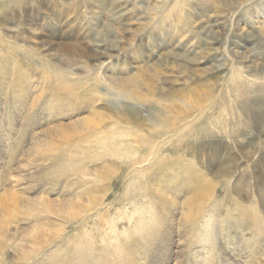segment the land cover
Instances as JSON below:
<instances>
[{
    "label": "rangeland",
    "instance_id": "obj_1",
    "mask_svg": "<svg viewBox=\"0 0 264 264\" xmlns=\"http://www.w3.org/2000/svg\"><path fill=\"white\" fill-rule=\"evenodd\" d=\"M50 1L0 0V264H264V0Z\"/></svg>",
    "mask_w": 264,
    "mask_h": 264
},
{
    "label": "bare ground",
    "instance_id": "obj_2",
    "mask_svg": "<svg viewBox=\"0 0 264 264\" xmlns=\"http://www.w3.org/2000/svg\"><path fill=\"white\" fill-rule=\"evenodd\" d=\"M46 2V1H45ZM61 2H63V1H61ZM80 2H81V0H80ZM58 3V0H51L50 2H48V6H50V7H54L55 6V4H57ZM117 3H119L118 1H117ZM121 6V5H120ZM114 12V11H113ZM127 13V12H126ZM114 14V13H113ZM118 15V14H117ZM209 27V26H208ZM203 29H205V28H203ZM206 29H207V27H206ZM211 29H209V31H208V33L207 34H210L211 33V31H210ZM212 34V33H211ZM165 127V126H164ZM149 142V141H148ZM146 143V142H145Z\"/></svg>",
    "mask_w": 264,
    "mask_h": 264
}]
</instances>
